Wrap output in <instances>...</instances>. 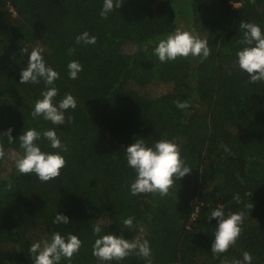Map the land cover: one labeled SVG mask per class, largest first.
<instances>
[{
    "label": "trees",
    "instance_id": "trees-1",
    "mask_svg": "<svg viewBox=\"0 0 264 264\" xmlns=\"http://www.w3.org/2000/svg\"><path fill=\"white\" fill-rule=\"evenodd\" d=\"M102 5L103 0H0L5 150L0 198L13 204L0 225V264H34L31 244L53 232L82 241L79 252L60 264H101L92 254L98 238L92 228L98 222L100 235L147 239L153 264H233L245 251L251 264H264V82L248 83L236 55L244 47L238 43L241 21L264 32V0H123L106 20ZM176 28L195 29L206 38L210 56L203 62L189 56L161 63L154 48ZM84 31L97 37L96 44L75 43ZM37 46L44 49L46 65L60 74L54 103L69 93L77 101L65 112L63 125L31 115L46 90L43 81L20 83ZM73 47L74 55H68ZM73 60L83 67L78 79L69 78L67 65ZM156 85L168 89L150 93ZM178 100L190 107L177 108ZM9 128L11 144L2 135ZM30 128L41 133L42 151H59L43 138L48 129L67 146L60 152L66 165L59 177L41 182L16 169L12 154L22 155L18 138ZM164 138H176L191 174L177 180L165 197L131 195L136 173L127 164L126 148L137 139L152 147ZM237 194L240 203L233 199ZM249 203L252 209L245 208ZM219 206L226 215L245 210L247 216L236 244L214 256L217 220L208 218ZM57 213L69 224L53 223ZM129 216L131 229L123 225ZM108 264L146 262L132 254Z\"/></svg>",
    "mask_w": 264,
    "mask_h": 264
},
{
    "label": "clouds",
    "instance_id": "clouds-1",
    "mask_svg": "<svg viewBox=\"0 0 264 264\" xmlns=\"http://www.w3.org/2000/svg\"><path fill=\"white\" fill-rule=\"evenodd\" d=\"M123 0H103L100 16L107 19L110 12L121 7ZM255 3V0H250ZM239 28L242 30V38L238 41L244 47L236 55L238 57V67L249 76L248 83L264 82V32L260 26L252 22L241 21ZM97 37L90 36L87 31L76 36L77 45H94ZM23 51H27L23 49ZM44 49L40 46L34 47L30 52L27 67L20 73L21 84H39L44 82L46 90L41 92L40 99H37L34 110L31 115L33 119L43 117L53 125H63L66 122L65 112L71 108L77 107V101L72 94H66L58 103H54L58 95V89L55 87V81L60 79V74L51 66H47L42 56ZM75 48L68 49V55H74ZM211 54L206 38H201L195 34V29L185 30L176 28L166 38L160 39L158 45L154 48L156 55L161 63L175 61L178 58L199 57L203 62ZM70 79H78V73L83 70L79 61H70L67 65ZM179 109L190 107L188 101H176ZM74 117L68 116L67 122L72 123ZM12 129H7L2 135L8 137V143H13L11 135ZM45 138L52 149L59 150L53 152L42 151L37 141L41 139V133L35 129H27L19 136V146L22 149V155L17 156L13 153L15 167L20 174H35L41 182H48L59 177L61 169L66 165V160L60 152H66L67 146L61 143V139L53 129L43 131ZM225 151H230L225 148ZM126 160L136 176L130 183L131 195L138 194H159L165 197L177 180L185 175L191 174L190 168L181 158L180 146L176 138H164L156 141L154 146L146 145L144 139H137L133 144L126 148ZM5 150L0 143V160L4 159ZM11 185H9V188ZM249 196L251 193L248 194ZM233 199L240 203L239 195ZM246 209H252L253 204L245 205ZM247 216L245 210L237 212L229 211L227 215L223 206L213 209L210 213V219H216L217 225L214 232V241L211 244V252L214 256H219L234 246L241 235L242 224ZM133 217L129 216L123 220V225L127 229L133 227ZM53 223L69 224V218L66 215L58 214ZM93 234L98 236L92 246L93 256L101 262L108 264L111 261H122L128 256L135 254L145 260L146 264H153L152 252L149 241L142 237L135 239H125L123 235L101 234V224L98 222L92 228ZM82 247V241L75 234L68 233L66 237L59 232H53L51 237H45L40 241L33 242L29 248L34 264H60L62 258L71 260ZM243 260H236L233 264H251L252 256L249 252L242 253ZM221 264H229L227 260Z\"/></svg>",
    "mask_w": 264,
    "mask_h": 264
},
{
    "label": "rangeland",
    "instance_id": "rangeland-1",
    "mask_svg": "<svg viewBox=\"0 0 264 264\" xmlns=\"http://www.w3.org/2000/svg\"><path fill=\"white\" fill-rule=\"evenodd\" d=\"M167 89H168V86L166 85H156L152 87L149 90V92L153 94H160V93L167 91ZM12 207H13V204L11 203L9 199L0 198V225L2 224L4 217L9 212V210H11Z\"/></svg>",
    "mask_w": 264,
    "mask_h": 264
}]
</instances>
